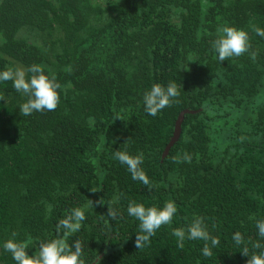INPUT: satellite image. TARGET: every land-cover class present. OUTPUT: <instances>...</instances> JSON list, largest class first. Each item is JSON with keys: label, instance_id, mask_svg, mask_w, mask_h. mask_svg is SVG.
I'll use <instances>...</instances> for the list:
<instances>
[{"label": "trees", "instance_id": "obj_1", "mask_svg": "<svg viewBox=\"0 0 264 264\" xmlns=\"http://www.w3.org/2000/svg\"><path fill=\"white\" fill-rule=\"evenodd\" d=\"M226 25L248 32L255 59L219 61L212 41ZM251 25L264 29V0H0V71L39 64L62 85L56 110L25 117L26 97L0 82V264H16L4 242H27L34 255L76 207L86 219L68 242H82L84 264L98 255L100 264H246L236 231L250 255L264 251L252 247L264 244L255 226L264 219V37ZM189 53L197 61L185 70ZM169 82L179 103L147 115L144 93ZM116 151L143 154L152 191ZM185 152L191 163L173 162ZM132 201L177 206L142 249ZM197 216L220 240L211 257L204 241L181 249L172 235Z\"/></svg>", "mask_w": 264, "mask_h": 264}, {"label": "clouds", "instance_id": "obj_2", "mask_svg": "<svg viewBox=\"0 0 264 264\" xmlns=\"http://www.w3.org/2000/svg\"><path fill=\"white\" fill-rule=\"evenodd\" d=\"M253 32L264 37V29L258 26L251 25ZM218 35L212 41V48L218 54L220 62L233 57H240L245 53H250L252 59H255L258 53L250 51V37L246 30L235 26H222L217 29ZM188 62H196L197 58L192 53L187 55ZM71 67L68 66L66 71L71 72ZM12 81L14 89L26 100L19 105V111L22 116H30L34 112L54 111L60 103V92L62 85L57 82L55 76L51 78L45 74L43 67L39 64H32L28 67L18 66L15 68L9 67L0 71V82ZM180 96V91L175 82H169L167 86L160 83L153 84L149 90L144 93V111L149 116H156L166 107H171L174 103H179L177 99ZM3 97H0L2 100ZM120 119H123L119 117ZM241 141L244 139L240 138ZM114 158L121 164L126 165L127 170L131 174L133 180L139 181L145 186L148 191H152L154 185L141 167L143 164V154L131 155L127 151H116ZM191 155L185 152L182 156H174V163H191ZM95 193L96 190L91 189ZM96 205H104L103 200L98 199L94 202ZM127 213L129 216L136 218L139 221V231L135 236V247L142 249L149 246L151 238L156 234L157 230L164 225H170L177 213L175 202L169 201L163 207H146L142 203L132 201L128 204ZM107 216L110 220L117 218L118 213L111 206L107 207ZM86 219L84 209L80 207L73 208L70 213L60 219L56 224L57 237L41 241L38 251L34 255H29L26 249L29 248L27 242H17L15 239H8L3 244L6 252L11 253L12 259L16 264H84L83 245L79 239L69 244L68 237L80 231L82 222ZM258 235L264 239V219L256 221ZM17 233L13 232L15 237ZM172 235L177 239V247L183 249L184 241H204L202 255L205 257L212 256V249L217 247L220 240L212 236L207 230L203 217H194L192 222L187 227L174 228ZM233 241L237 246H241V253L248 256L246 264H264V251L260 253L249 254V247L244 243V236L240 231H236L232 236ZM210 241V245L209 242ZM254 249H264V244L256 241L252 244ZM102 258L98 255L95 264H100Z\"/></svg>", "mask_w": 264, "mask_h": 264}, {"label": "water", "instance_id": "obj_3", "mask_svg": "<svg viewBox=\"0 0 264 264\" xmlns=\"http://www.w3.org/2000/svg\"><path fill=\"white\" fill-rule=\"evenodd\" d=\"M186 111H183L182 113H180L177 121H176V125H175V131H174V134H173V138L171 139V141L168 143V145L166 146L165 148V153L172 147V145L178 140V137L180 135V131H181V123H182V120H183V116H184V113ZM104 253V252H103ZM102 253V254H103ZM101 256V255H100ZM93 264H95V262H93Z\"/></svg>", "mask_w": 264, "mask_h": 264}, {"label": "flooded vegetation", "instance_id": "obj_4", "mask_svg": "<svg viewBox=\"0 0 264 264\" xmlns=\"http://www.w3.org/2000/svg\"><path fill=\"white\" fill-rule=\"evenodd\" d=\"M103 249H104L103 252L106 251V250H105V245H104V248H103ZM36 251H38V249H37ZM30 255H31V254H30Z\"/></svg>", "mask_w": 264, "mask_h": 264}]
</instances>
